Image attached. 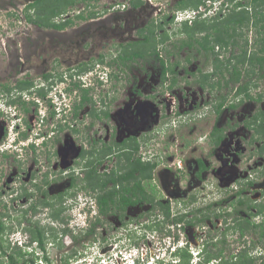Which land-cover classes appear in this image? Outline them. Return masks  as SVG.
Returning a JSON list of instances; mask_svg holds the SVG:
<instances>
[{"label": "flooded vegetation", "instance_id": "flooded-vegetation-1", "mask_svg": "<svg viewBox=\"0 0 264 264\" xmlns=\"http://www.w3.org/2000/svg\"><path fill=\"white\" fill-rule=\"evenodd\" d=\"M173 1L167 8L154 0H75L47 12L57 14L53 22L63 27L36 25L44 35L23 57L30 65L19 58L26 76L0 89V228L14 216L30 238L44 233L61 246L63 234L71 232L63 227L71 219L66 212L79 207L85 237L97 230L107 234L106 223H142L153 232L152 224L183 228L212 217L225 221V231L227 214L214 211L216 202L200 203V192L215 179L225 189L241 183L237 204L241 197L264 202V0H203L196 8L190 0ZM183 13L184 23L176 26ZM196 21L207 27L184 30ZM179 32L180 41L169 49ZM206 119L209 128L196 133ZM164 128L170 139L162 136ZM190 129L193 139L185 135ZM137 160L157 163L152 177L141 180L143 193L120 182L100 183L126 175ZM114 188L118 192L105 206L101 199ZM249 188L260 190L263 200L247 197ZM123 196L142 199L126 206ZM176 204L182 207L174 212ZM237 214L251 221L260 215L255 208ZM128 230L108 238L115 242L106 247L100 243V251L138 246ZM4 234L0 229V261Z\"/></svg>", "mask_w": 264, "mask_h": 264}, {"label": "rangeland", "instance_id": "rangeland-1", "mask_svg": "<svg viewBox=\"0 0 264 264\" xmlns=\"http://www.w3.org/2000/svg\"><path fill=\"white\" fill-rule=\"evenodd\" d=\"M154 1L155 2L161 1L162 4H165L167 8L172 7V2H174L173 0H154ZM27 2L28 0H0V89L3 88L5 84H7L10 87H14L18 79L26 76L25 74H23L26 71H23L22 61L25 60L24 66L28 67L31 63V60L25 59L23 57L24 55H28V52L32 51V49L35 47L34 40L41 41L42 36L40 35H44L43 31L38 30L36 23L27 21L26 13L28 12V6L30 5V4L26 5ZM119 2H125V0H119ZM100 6L104 7L105 5L102 3ZM184 16L185 13L181 14L179 18L174 19V23L176 26L180 27V25L184 23L180 21V19ZM170 33L173 34L174 31L172 30V32ZM37 37L39 38L37 39ZM181 37L182 36L180 35V32L178 35H174L173 38H171L172 41L168 45L169 49H172V43L176 41H180ZM188 52L191 53L193 51H188ZM194 54L195 52L190 55L194 57ZM46 55L47 54L45 53L44 56ZM179 56L182 57V53ZM19 58H23L24 60H21ZM170 58H172V55L170 56ZM179 59L181 60V58ZM38 60L39 59L37 58L35 61ZM195 60L197 61V59ZM198 60L200 61V64L198 62L196 63V61L194 63L196 65L197 64L201 65L202 59L199 58ZM39 63H41V61H39ZM188 67L193 70L195 65L189 64ZM205 69H207V67H205ZM32 72L35 71L32 69L28 72V74L32 75ZM39 73L36 72V76H38ZM44 112H47V110L44 109ZM209 126H210V122L208 119L203 121L201 120L200 123H198V125L195 127V132L200 134L204 130L208 129ZM166 128H164V132L162 136L166 137L168 135L167 139H170L171 133L168 130H166ZM192 132L194 131L191 129L190 132L186 131L185 135L187 136V139H193V136L191 135ZM202 149L203 148L201 146L199 152H201ZM201 154L204 155L203 153H200V155ZM253 159L254 158L246 160L245 163H242L241 166H239V168L245 169V167H247V165L250 162H252ZM216 165L218 167L220 163H218L217 161ZM260 179L261 182L264 181V177H260ZM211 182L209 183L210 186L207 190L200 192V196H201L200 203H202L203 201L206 202L213 201V203L216 202L213 207L214 211L217 209L223 210L224 211L223 213L227 214V217L229 218L228 221H230V223L234 225L233 222L236 219H240L238 217V214L235 213L233 209H234V204H237V199H238V197H236L235 192L237 191L238 188L241 187L240 186L241 183L238 181L235 183H228L227 185L228 189H225L223 187L226 186V184L220 185V183L216 179L213 181V184H211ZM260 193H261L260 190H256V189L253 190L252 188H249L248 193L246 194L249 195L247 197H249L250 199H258L257 201L260 202L263 200V196L259 197ZM181 203L183 205L182 201ZM182 205L178 204V207L177 204L174 205V209H173L174 212H176L177 208L182 207ZM192 208L194 207L191 206V208L189 209ZM135 209L138 208L136 207ZM179 211L181 210L179 209ZM229 211H231V214H228ZM80 212L81 209L79 207L76 208L74 207V210H70V211L68 210L66 212L67 215L69 214L71 215V219L69 220V224L68 225L65 224L63 227H69L71 232L67 234H63V237L60 239L61 246L57 245V241L54 240L53 237L50 238L49 240L48 239L46 240V250L49 258L52 260V264H61L64 258L63 256L64 255L68 256L69 254L74 255V258L78 256V258L71 259V264H84L82 263L84 257H88L89 259H87L86 262L91 263L92 261L91 259H93L96 255H98L97 253L101 252L100 250L102 249V247L100 243H105L103 244V247H106L111 242H115L114 239H108V238L113 237L114 235L117 236L121 233H124L123 235H127L129 231L128 229H132V235H134L131 238L132 239L131 244L133 246L137 244L135 243L136 241L139 242L138 246H140L142 243L144 244L146 243L145 244L146 248L147 249L149 248L153 251L162 248L163 243L159 240V236H161L162 234L164 233L171 234L170 237L166 240V243L168 242L173 243L174 235L180 236V239L184 241V244L188 242L187 249L190 252L191 251L194 252V254H192L193 260H191V263L197 264L200 260V255H198L195 258V254H197L200 251V248L203 247V243L214 236L216 237L215 240H217V237L222 235V232L224 231L225 228V221L223 222L222 218L219 219L215 217H212L213 222L208 220L207 222L195 223L194 225H189L187 222H185V224H183V228L178 227L177 224H173L172 222L169 223L167 222L159 226H151L152 228L155 229V231L153 232H150L148 229H144L142 223H134V224H130L129 226L126 225L124 226V228H119L118 226H115L114 225L115 223L113 222V223H106V225H104L105 227L108 225L107 228H110L107 234L103 235L99 233V231L97 230L98 234H93V236L85 237L82 231L83 219L85 215H83V213H81L80 215L79 214ZM133 214H136V211H134ZM189 215L190 216L185 221H188V219H190V217L192 216L191 214ZM231 217H233L234 219H231ZM263 218H264V213L260 215H255V217H253L252 219L254 221L259 222ZM13 220L14 222L10 218L7 219L8 222H6V225L7 227L11 226L12 231L9 228L8 232H5V236H8L9 240L11 241V245H14L16 243L19 246H21V242H24V239L26 238L27 235H29V233L25 234L24 231L18 232V229L19 228L21 229V227L24 225H20L18 222H16V218L14 216H13ZM253 220L252 222H254ZM42 222L43 225H45L46 223H48V220H42ZM215 222L216 224L214 225L213 223ZM28 224L29 223H25L26 226H28ZM50 224L52 225V223ZM53 226H56L58 228L62 227V225H59L57 222ZM217 226H220V228L217 229ZM120 227H122V225H120ZM58 228H55L56 232L59 231ZM232 230L234 229L232 228L231 230H229L227 234V244L224 251L225 256L230 257L232 256V254L237 253L240 250V248H244L245 246H251V250H250L251 254L258 257L256 264H261L264 260V240L258 239L260 229L257 230L249 229L250 231L247 232V234L242 239H239L240 235L238 231L235 230L232 231ZM51 231L52 230H49V233ZM208 231L210 232L206 234V232ZM139 235L146 238H141V239L137 238L139 237ZM103 238H106V240H103ZM256 241L257 244L254 245V242ZM22 244H25V242ZM30 249L31 248H26V250H30ZM8 250L12 252L13 249L11 247L8 248ZM79 257H82V259H79ZM2 260L4 262L3 264H8V261L3 254L1 261ZM42 261L43 263L38 259L39 264H45V259H42ZM216 262L217 261H214L211 264Z\"/></svg>", "mask_w": 264, "mask_h": 264}, {"label": "trees", "instance_id": "trees-1", "mask_svg": "<svg viewBox=\"0 0 264 264\" xmlns=\"http://www.w3.org/2000/svg\"><path fill=\"white\" fill-rule=\"evenodd\" d=\"M75 0H36L35 2L31 3L28 6V12L26 13V18L28 22H33L38 25H52V26H59L63 27V25H57L55 22H53V18L57 14H47V12L55 9L61 10V7L67 6V4L74 3ZM203 0H190V4L192 7H198ZM37 9V11H33L34 9ZM242 17L241 19H243ZM248 19V15L246 16ZM245 18V19H246ZM185 31H189V29H196L200 26L207 27L206 22L204 21H196L194 27H190L187 23H185ZM220 39L218 41H224V37L220 36ZM234 106V105H233ZM138 147V144L136 145V149ZM141 161L137 160L134 168L130 170L126 175H118V176H110L107 178H104L102 183L103 185L108 184L109 181H113L114 183L120 182L125 189L128 190H135L140 191V193L144 192V188L141 185V180L144 178H150L152 177V173L157 166V163H140ZM136 172H139V174H136ZM134 178L133 181L131 179ZM99 181V179H98ZM124 181H127L124 183ZM132 184V186H129ZM118 192L117 189H113V191L107 192L105 196L101 199V203H103L105 206L109 205L108 198H112L113 195ZM137 195V194H136ZM124 198V204L127 206L129 204H134L137 202L136 200L142 199V197H138L136 200H133L132 197H125ZM124 205V207H125ZM257 209L258 213L263 214L264 213V202L263 203H252L249 201V199H245L241 197L238 201V204L235 207V212H241V210L246 209L247 212H250L252 214V209ZM220 214H216V216H219ZM58 216V215H57ZM167 216H170V210H167ZM240 218V217H239ZM184 220V215L177 218L176 220ZM236 222L232 224H229L224 232H222V235L217 237V240H215V236L211 237L210 239L206 240L203 244V249L200 254V260L197 264H211L214 261H217L213 264H256L258 257L251 254V246H245L244 248H240V250L232 254V256H225L224 251L227 244V234L229 230L232 228L235 231L239 232V239H242L247 232H249L252 229H260L259 230V240H264V218L261 222H252L249 219L240 220L236 219ZM227 222V220H226ZM189 223L193 224L194 222L192 220H189ZM152 225V226H159ZM0 228L3 230V234L5 232H8V229L10 228L12 231V227H7L6 224L3 223ZM237 229H236V228ZM250 229V230H249ZM33 230V229H32ZM232 230V231H234ZM41 234H36L33 232L31 236V240L35 241L37 240L38 246L44 250H46V247H44L45 238L46 236ZM77 238V237H76ZM137 243V241H136ZM1 244V241H0ZM257 244V241L254 242V245ZM220 245V247H219ZM12 247V252L8 250V248ZM3 255L6 257L8 264H36L37 256H34V252H28L23 249V247L19 246L18 244L11 245V241L9 240L8 236L3 235ZM177 256L180 259V264H193L191 263L192 260V253L187 249L184 248L177 252ZM62 260V264H71V259L74 258V255L69 254L64 255ZM43 258L46 260V264H52L51 259L48 257V255L44 254ZM3 260L0 261V264H3ZM261 264H264V260Z\"/></svg>", "mask_w": 264, "mask_h": 264}, {"label": "clouds", "instance_id": "clouds-1", "mask_svg": "<svg viewBox=\"0 0 264 264\" xmlns=\"http://www.w3.org/2000/svg\"><path fill=\"white\" fill-rule=\"evenodd\" d=\"M159 2H161V1H159ZM188 12L193 13V9L189 10ZM184 20H185L184 17H182L180 19L181 22H183ZM21 231L22 230L18 229V232H21ZM175 240H176V242H175ZM24 242H25V244H22ZM24 242H21V247H23V249H25V251L34 252V256L38 257L36 264H39L38 259L43 263V261H42V259H44L43 255L44 254L48 255L47 250L41 249L38 246V242L36 240L32 241L28 235L24 239ZM162 243H163L162 248L154 251L155 254L157 252H159L160 256L155 258V260L151 261V263H149V261L151 259V249L146 248V254L143 258L141 255L142 246L141 247L135 246L132 248V250H127V251H123V252H117L115 250L108 251V252H99V253H97L98 255H96L93 259H91L92 260L91 263L86 262V260L89 259L88 257H84L82 263H84V264H102V259H106V261L109 264H111L114 261H116V262L121 261V262H125L126 264H128L129 263L128 261L130 259H132L135 262V264H180V259L177 256V252H179L180 250H182L184 248H187L188 242L186 244H184L183 240H181V239L177 240L176 236L174 235L173 243L172 242L166 243V241H164ZM203 247H201L200 251L197 254H195V258L201 254ZM26 248H31V249L26 250ZM130 252H132V255L129 254ZM191 253L194 254L193 251H191ZM75 258H78V256H76ZM79 259H82V257H79ZM192 260H193V257H192ZM51 263H52V260H51ZM45 264H46V260H45ZM61 264H62V262H61Z\"/></svg>", "mask_w": 264, "mask_h": 264}, {"label": "built area", "instance_id": "built-area-1", "mask_svg": "<svg viewBox=\"0 0 264 264\" xmlns=\"http://www.w3.org/2000/svg\"><path fill=\"white\" fill-rule=\"evenodd\" d=\"M195 12V11H194ZM174 164H179L177 161H175V163ZM171 165V164H170ZM130 255H132V252H130L129 253ZM145 254H146V247L145 246H142V253H141V255H142V257L144 258V256H145ZM160 255H159V252H157L156 254L154 253V251L153 250H151V259H150V261H149V263H151V261H153V260H155V258H157V257H159ZM129 263L128 264H135V262L132 260V259H130L129 261H128ZM102 264H109L107 261H106V259H102ZM111 264H126L125 262H121V261H114V262H112Z\"/></svg>", "mask_w": 264, "mask_h": 264}]
</instances>
